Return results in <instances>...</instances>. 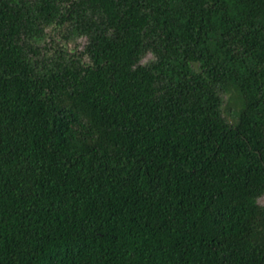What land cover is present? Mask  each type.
<instances>
[{"label":"trees","instance_id":"16d2710c","mask_svg":"<svg viewBox=\"0 0 264 264\" xmlns=\"http://www.w3.org/2000/svg\"><path fill=\"white\" fill-rule=\"evenodd\" d=\"M262 196L264 0H0V264H264Z\"/></svg>","mask_w":264,"mask_h":264},{"label":"rangeland","instance_id":"374dc122","mask_svg":"<svg viewBox=\"0 0 264 264\" xmlns=\"http://www.w3.org/2000/svg\"><path fill=\"white\" fill-rule=\"evenodd\" d=\"M55 31L52 32V35ZM57 37V36H56ZM59 39V38H57ZM59 41V40H58ZM86 39H80L78 40V43L76 44H69L67 45V47L69 49H74L75 47H78L79 48V51H82L84 46L86 45ZM153 60V56L151 54H148L143 60H142V63L143 64H147L149 62H151ZM222 96V99H223V104H222V111H223V114L225 116V118L230 122V123H234L235 122V119H236V112H235V109L233 108L232 106V103L230 101V96L227 95V94H224L222 93L221 94ZM259 204L261 206H264V196H262L260 199H259Z\"/></svg>","mask_w":264,"mask_h":264}]
</instances>
